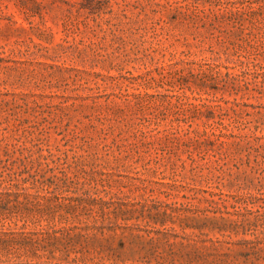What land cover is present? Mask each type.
<instances>
[{"label":"rangeland","instance_id":"374dc122","mask_svg":"<svg viewBox=\"0 0 264 264\" xmlns=\"http://www.w3.org/2000/svg\"><path fill=\"white\" fill-rule=\"evenodd\" d=\"M223 2L0 0V264H264V0Z\"/></svg>","mask_w":264,"mask_h":264},{"label":"trees","instance_id":"16d2710c","mask_svg":"<svg viewBox=\"0 0 264 264\" xmlns=\"http://www.w3.org/2000/svg\"><path fill=\"white\" fill-rule=\"evenodd\" d=\"M217 3H219V6H225V5H227V6H232V5H234V3L235 2H226V3H224L223 2V0L221 1V0H215ZM244 2H242V4H249V5H253L254 3H256L257 1H259V0H243ZM232 5H231V4ZM224 11V10H223ZM212 12V11H211ZM214 12H212V14H213ZM231 17L232 16H234V12H229L228 13Z\"/></svg>","mask_w":264,"mask_h":264}]
</instances>
